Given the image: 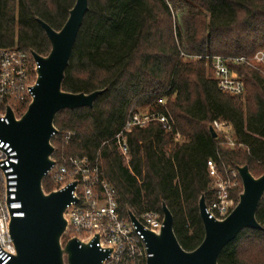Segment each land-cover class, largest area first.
<instances>
[{
	"label": "trees",
	"instance_id": "trees-1",
	"mask_svg": "<svg viewBox=\"0 0 264 264\" xmlns=\"http://www.w3.org/2000/svg\"><path fill=\"white\" fill-rule=\"evenodd\" d=\"M74 3L0 0V48L47 55L50 44L37 19L60 30ZM259 50H264V0H88L62 89L103 93L92 107L56 114L52 158L97 159L125 217L162 215L165 204L179 244L192 251L204 237L198 201L202 195L208 201L211 191L206 161L247 165L254 177L264 172V77L231 61ZM205 56L230 59L244 94L220 91ZM144 110L167 115L172 131L157 122L131 128L125 159L112 138L132 112ZM214 120L229 122L242 147L226 148L221 137H213ZM67 132L73 135L66 142ZM42 187L50 191L53 185L44 178ZM241 191L240 181L232 193L236 202ZM256 219L262 228L242 229L221 251L218 264H264V195ZM62 237L67 241L68 234Z\"/></svg>",
	"mask_w": 264,
	"mask_h": 264
},
{
	"label": "water",
	"instance_id": "water-1",
	"mask_svg": "<svg viewBox=\"0 0 264 264\" xmlns=\"http://www.w3.org/2000/svg\"><path fill=\"white\" fill-rule=\"evenodd\" d=\"M87 10L88 0H75L60 30L37 19L50 50L45 56L30 51L36 64L32 100L18 118L8 108V123L0 122V138L8 141L17 154L15 195L21 203L20 211L24 213L22 217L10 220L9 235L15 254L5 264H101L110 253V249L100 248L98 234L88 242L70 237L61 243L67 227L66 208L76 200L72 196L75 182L48 194L42 189V180L55 163L51 138L57 133L53 124L56 114L66 109L92 107L103 93V90L71 93L62 89L65 70ZM209 129L216 137L213 128L210 126ZM235 169L242 191L235 207L224 219L208 217L205 197L199 198L198 211L204 237L192 251L184 250L179 244L173 231L172 214L165 204H162V227L157 233L144 230L134 214L128 212L130 221L143 233L149 254L146 264H218L221 251L242 229L262 228L256 219V211L264 195V172L254 177L247 165L235 166Z\"/></svg>",
	"mask_w": 264,
	"mask_h": 264
},
{
	"label": "built area",
	"instance_id": "built-area-1",
	"mask_svg": "<svg viewBox=\"0 0 264 264\" xmlns=\"http://www.w3.org/2000/svg\"><path fill=\"white\" fill-rule=\"evenodd\" d=\"M183 54V53H182ZM194 57V56H193ZM196 58H202L197 56ZM213 71V79L218 89L230 95L241 96L245 92L244 81L233 74L228 66L230 59L222 56L209 58ZM234 63L247 64L264 77V50L257 51L253 56H239L231 59ZM36 80V64L30 51L12 48H0V122L8 123L7 109L10 108L18 118L22 113L21 105L25 106L32 100V87ZM163 104L164 100L159 99ZM150 122H157L166 132L172 131V122L162 112L134 111L122 129L117 132L112 141L120 155L128 159L126 133L131 128L143 127ZM216 135L223 139L222 145L229 149L242 147L234 139L231 124L223 120H214L210 125ZM56 134L53 135L56 136ZM73 135L67 132L63 140L66 142ZM176 134V138H178ZM55 160V159H54ZM17 154L8 141L0 138V260L5 264L15 254V248L9 235V223L12 218L22 217L21 203L16 200L17 174L14 166L17 164ZM206 170L211 179L210 195L205 212L208 217L216 220L224 219L236 205L232 193L239 185L240 177L235 167L220 166L213 159L206 161ZM53 191H60L75 182L71 202L65 211L68 238L76 237L82 242H88L95 234L99 236L101 249H110V253L101 264H146L149 256L146 252L144 236L128 216L118 209L116 191L105 179L98 160L87 156L68 157L55 163L47 171ZM144 230L158 232L162 227V215L158 212H145L136 217Z\"/></svg>",
	"mask_w": 264,
	"mask_h": 264
},
{
	"label": "rangeland",
	"instance_id": "rangeland-1",
	"mask_svg": "<svg viewBox=\"0 0 264 264\" xmlns=\"http://www.w3.org/2000/svg\"><path fill=\"white\" fill-rule=\"evenodd\" d=\"M64 235V234H63ZM68 240V238H67ZM66 241H64L63 237H61V243L64 244Z\"/></svg>",
	"mask_w": 264,
	"mask_h": 264
}]
</instances>
